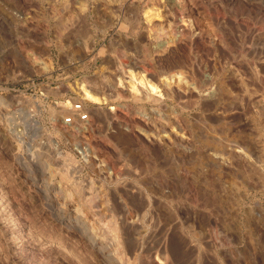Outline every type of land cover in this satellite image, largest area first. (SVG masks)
Wrapping results in <instances>:
<instances>
[{
  "label": "rangeland",
  "instance_id": "rangeland-1",
  "mask_svg": "<svg viewBox=\"0 0 264 264\" xmlns=\"http://www.w3.org/2000/svg\"><path fill=\"white\" fill-rule=\"evenodd\" d=\"M154 263L264 264V0H0V264Z\"/></svg>",
  "mask_w": 264,
  "mask_h": 264
},
{
  "label": "built area",
  "instance_id": "built-area-1",
  "mask_svg": "<svg viewBox=\"0 0 264 264\" xmlns=\"http://www.w3.org/2000/svg\"><path fill=\"white\" fill-rule=\"evenodd\" d=\"M68 109L66 114L59 115L58 119L61 125L72 131L87 130L90 123V108L87 103L81 99H72L67 101ZM77 155L84 162L88 159V152L85 147L75 149Z\"/></svg>",
  "mask_w": 264,
  "mask_h": 264
},
{
  "label": "bare ground",
  "instance_id": "bare-ground-1",
  "mask_svg": "<svg viewBox=\"0 0 264 264\" xmlns=\"http://www.w3.org/2000/svg\"><path fill=\"white\" fill-rule=\"evenodd\" d=\"M173 3V2H172ZM81 9V8H80ZM151 15V14H150ZM148 17V16H147ZM152 19V18H151ZM159 24V23H158ZM158 27V26H157ZM158 35V34H157ZM189 63V62H188ZM182 65V64H181ZM162 71V70H161ZM198 75V74H197ZM184 76V75H183ZM211 78V77H210ZM120 80V79H119ZM164 80V79H163ZM166 80V79H165ZM192 80V79H191ZM263 82V81H262ZM168 83V82H167ZM199 83V82H198ZM165 84V83H164ZM225 84V83H224ZM201 85V84H200ZM130 87H131V90L133 91V90H135V92L137 91V90H141V88H142V84L141 83H135L134 85H130ZM150 87V86H149ZM146 88V87H145ZM144 88V89H145ZM216 88V87H215ZM95 89H96V87H95ZM125 89H128V88H125ZM150 89H151V91L154 89L153 87H150ZM127 91V90H126ZM149 91V90H148ZM81 92H82V95L84 96V98L83 99H86V100H88V101H94V102H99V101H102V99H104L103 97H99V96H97L95 93H92V92H90V91H88V89H84V87H81ZM125 94V93H124ZM171 94V93H170ZM221 94V93H220ZM137 96V95H136ZM156 96V95H155ZM216 97H217V95H216ZM225 97V96H224ZM179 98V97H178ZM215 99V98H214ZM259 100V99H258ZM262 100H259V101H257L256 103H259V102H261ZM67 102H65V103H62V105H60L59 107H61V109L63 108L64 110H67L68 109V105L66 104ZM262 104V103H261ZM260 104V105H261ZM67 105V106H66ZM92 114V113H91ZM169 138V137H168ZM256 172V171H255ZM262 178V177H261ZM160 191V190H159ZM171 191V190H170ZM163 204V203H162ZM166 209V208H165ZM139 214V213H138ZM160 216V215H159ZM164 221V220H163ZM114 225V224H113ZM114 228V227H113ZM115 230V229H114ZM113 230V231H114ZM133 231V230H132ZM116 232V231H115ZM109 233V232H108ZM113 233V232H112ZM127 235V234H126ZM113 236H114V234H113ZM136 236V235H135ZM117 237V236H116ZM137 237V236H136ZM115 238V237H114ZM129 239V238H128ZM132 239H134V238H132ZM115 241H116V239H115ZM154 247V246H153ZM156 247V246H155ZM135 248V247H134ZM163 256V255H162ZM166 256V255H165ZM156 257V256H155ZM164 257V256H163ZM124 259V258H123ZM159 259V258H158ZM160 260V259H159ZM158 262V261H157ZM160 262V261H159ZM155 264V263H154ZM162 264V263H161Z\"/></svg>",
  "mask_w": 264,
  "mask_h": 264
}]
</instances>
